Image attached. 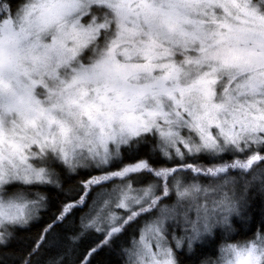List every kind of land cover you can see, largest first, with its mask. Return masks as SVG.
<instances>
[{"label": "snow or ice", "instance_id": "1", "mask_svg": "<svg viewBox=\"0 0 264 264\" xmlns=\"http://www.w3.org/2000/svg\"><path fill=\"white\" fill-rule=\"evenodd\" d=\"M0 264H264V0H0Z\"/></svg>", "mask_w": 264, "mask_h": 264}]
</instances>
